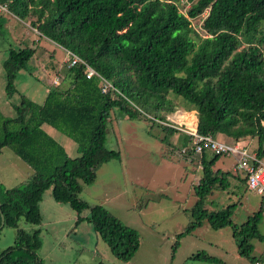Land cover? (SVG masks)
Masks as SVG:
<instances>
[{
	"label": "trees",
	"instance_id": "16d2710c",
	"mask_svg": "<svg viewBox=\"0 0 264 264\" xmlns=\"http://www.w3.org/2000/svg\"><path fill=\"white\" fill-rule=\"evenodd\" d=\"M0 4L19 20L31 21L39 38L81 60L66 68L59 84L48 88L43 103L23 96L15 106L16 117L4 118L0 111V153L12 148L34 171L23 186L0 184V232L5 227L18 229L15 245L0 253V264H43L38 256L41 229L28 232L19 229V222L24 217L35 226L42 224L40 203L49 190L56 202L78 213L76 226L84 220L93 226L119 261L130 262L140 250L137 230L104 206L80 198L84 185L96 182L99 166L121 158L119 151L106 146L116 108L129 119L151 120L167 133V141L180 131L156 120L166 121L183 100L198 112L200 136L226 135L235 142L257 138V157L264 159V0H0ZM201 20L205 37L196 28ZM36 50L27 46L9 51L3 62L9 98L17 93L16 80ZM88 67L97 75L88 78ZM106 83L112 86L104 92ZM45 127L73 140L78 156L70 158ZM181 134L188 153L195 154L193 137ZM207 155L201 157L203 175L191 210L194 221L177 236L173 253L182 238L208 221L214 230L232 227L239 254L251 264L264 263L253 254L252 243L264 242L259 229L264 200L241 225L232 220L236 205L218 212L206 209L215 190H227L229 179L235 177L230 171L214 170L220 155L211 159ZM244 174L241 180L248 186L249 175ZM84 211L89 215L82 218ZM190 259L221 262L202 251Z\"/></svg>",
	"mask_w": 264,
	"mask_h": 264
},
{
	"label": "rangeland",
	"instance_id": "374dc122",
	"mask_svg": "<svg viewBox=\"0 0 264 264\" xmlns=\"http://www.w3.org/2000/svg\"><path fill=\"white\" fill-rule=\"evenodd\" d=\"M0 19V111L4 118H14L15 106L21 103L23 96L43 103L47 89L63 80L70 55L59 45L39 38L31 21L23 22L8 12L1 13ZM202 23L203 20L199 21L196 28L199 35L205 37ZM27 46L36 48V54L27 69L20 72L16 80L18 91L9 98L3 62L11 49ZM178 102L180 113L189 112L190 115H185L179 122L180 133L170 136L167 141L164 140L167 133L151 120L129 119L121 109H114L108 123L106 146L119 151L121 158L99 166L96 182L84 185L80 194L82 200L104 206L127 227L139 232L141 247L134 258L128 263L119 261L93 226L87 220L76 226L78 213L69 205L56 202L49 190L40 203L42 224L35 226L24 217L19 222V229L28 232L41 229L43 246L38 256L43 264H212L190 259L201 251L218 258L221 262L216 264H251L247 257L239 254V243L233 236L232 227L214 230L208 221L182 238L173 253L177 236L194 221L191 210L198 199L195 188L203 175L202 155L183 152L186 142L181 134L183 130H180L196 123L198 112L188 109L183 100ZM45 130L62 143L70 158L78 156L73 140L57 130L48 127ZM216 140L238 143L226 135H218ZM242 143L250 153L257 154V138H248ZM207 156L213 158L210 153ZM237 165V158L232 154L218 159L214 170L230 171L235 177L229 179L231 187L227 190H215L205 207L218 212L236 205L232 220L241 225L259 211L264 197L250 190L241 180L245 174L237 169ZM32 175V167L12 148L2 150L0 184L7 188L20 187ZM88 215L89 211H84L81 217ZM259 229L264 235V217ZM17 232L18 229L9 227L0 232V253L15 245ZM252 243L254 255L264 251V242L255 239ZM175 254L177 257L173 261Z\"/></svg>",
	"mask_w": 264,
	"mask_h": 264
},
{
	"label": "built area",
	"instance_id": "2783aa9c",
	"mask_svg": "<svg viewBox=\"0 0 264 264\" xmlns=\"http://www.w3.org/2000/svg\"><path fill=\"white\" fill-rule=\"evenodd\" d=\"M9 13L7 6L0 4V13ZM70 55V64L69 67L74 66L80 60L77 56L69 53ZM97 75L96 72L88 67L87 77L91 78L92 76ZM107 86H112L111 83H106L104 86V92L107 89ZM181 110H178L173 115H168L166 121H159L164 126L178 128L179 122L186 115H190V113H180ZM178 113V114H177ZM180 130L191 135L193 137V149L195 150V154L203 155L204 153H210L212 155H229L232 154L237 158V168L241 171L246 172L249 175L248 187L252 191H256L259 195L264 197V165L263 160L259 159L257 155H253L250 153L248 148L242 143L228 144L221 143L217 141L213 136H200L198 133L197 122L193 123L191 127ZM184 153H188L187 149L183 150ZM258 165V166H256ZM256 264H264L261 262H257Z\"/></svg>",
	"mask_w": 264,
	"mask_h": 264
},
{
	"label": "crops",
	"instance_id": "0c3cea01",
	"mask_svg": "<svg viewBox=\"0 0 264 264\" xmlns=\"http://www.w3.org/2000/svg\"><path fill=\"white\" fill-rule=\"evenodd\" d=\"M47 92H48V89H47ZM46 92V93H47ZM249 188V187H248ZM183 240V239H182ZM177 254H175V257L173 258V261H175L176 260V256ZM258 260H261V261H263L264 262V251L263 252H261L258 256ZM212 264H214V263H212ZM216 264V263H215Z\"/></svg>",
	"mask_w": 264,
	"mask_h": 264
},
{
	"label": "water",
	"instance_id": "95a60500",
	"mask_svg": "<svg viewBox=\"0 0 264 264\" xmlns=\"http://www.w3.org/2000/svg\"><path fill=\"white\" fill-rule=\"evenodd\" d=\"M0 208H1V203H0ZM1 216H2V224H1V227H4V225H5L4 216H3V214H1Z\"/></svg>",
	"mask_w": 264,
	"mask_h": 264
},
{
	"label": "clouds",
	"instance_id": "9594fccd",
	"mask_svg": "<svg viewBox=\"0 0 264 264\" xmlns=\"http://www.w3.org/2000/svg\"><path fill=\"white\" fill-rule=\"evenodd\" d=\"M189 113V112H188ZM195 118H196V114H195ZM197 119H198V117H197ZM197 122V121H196ZM238 143H242V142H238ZM243 145H245L244 143H242ZM246 146V145H245ZM186 149V148H185ZM257 155V154H256ZM220 156H222V155H220ZM238 169V168H237ZM241 171V170H240ZM243 172V174L244 173H246V172H244V171H242ZM247 174V173H246ZM248 175V174H247Z\"/></svg>",
	"mask_w": 264,
	"mask_h": 264
}]
</instances>
